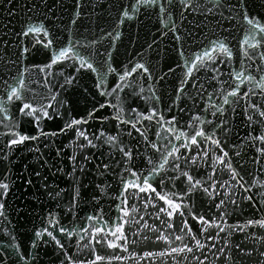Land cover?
<instances>
[{
    "label": "snow or ice",
    "instance_id": "snow-or-ice-1",
    "mask_svg": "<svg viewBox=\"0 0 264 264\" xmlns=\"http://www.w3.org/2000/svg\"><path fill=\"white\" fill-rule=\"evenodd\" d=\"M87 5L88 0H72L62 44L53 34L59 25L44 21H26L18 32L9 29L0 37V223H10L7 202L18 190L35 197L31 189L42 181L43 195L56 198L65 191L52 188L48 173L40 168L64 171V146L54 149L59 157L55 163L44 148L71 133L73 191L66 211L75 217L82 204L80 181L88 174L93 179L87 200L95 207L79 229L50 215L49 226L34 233L60 250L62 264H156L165 258L186 264L189 257L194 264H244L246 259L264 264V216L253 214L240 224L227 219L229 207L235 211L244 202L264 211V15L250 14L249 0H110L109 8L116 10L115 18L109 13L111 27L98 26L93 32L82 12ZM7 7L13 15L12 0ZM141 17L157 25L144 52L159 51L154 48L157 35L173 43L175 56L162 74L138 49L135 60L114 61L126 25L143 23ZM234 22L244 27L235 49L227 36L206 34L213 24L222 33L230 32ZM44 52L43 63H28ZM57 66L71 72L64 76ZM83 73L92 77L91 89L82 86L83 92L96 103L85 115L74 116L67 92L80 84ZM32 74L38 78L29 83ZM169 80L172 99L164 104ZM136 99L143 103H130ZM105 108L111 112L103 113ZM53 121L62 122L59 130H46V122ZM18 150L32 153L39 167L30 169L26 163L22 173L14 174ZM248 165L252 170L246 179ZM113 186L115 194L110 193ZM197 193L206 198L201 206L208 205L211 215L197 207ZM105 199L119 201L115 219L105 213ZM4 231L10 239L0 246V264H34L38 253L33 252L30 262L27 251L12 243L16 237ZM234 232L247 236L252 247L231 243ZM57 234L66 241L77 237L76 246L87 255H69ZM141 239L153 247L137 251ZM30 246L38 247L36 242ZM209 255L214 257L211 262Z\"/></svg>",
    "mask_w": 264,
    "mask_h": 264
},
{
    "label": "water",
    "instance_id": "water-1",
    "mask_svg": "<svg viewBox=\"0 0 264 264\" xmlns=\"http://www.w3.org/2000/svg\"><path fill=\"white\" fill-rule=\"evenodd\" d=\"M110 0H88V5L82 9L83 14L85 15V25L91 22V26L93 32L97 30L98 26H102L104 28H110L111 23L108 19L109 13L111 16L115 18L116 10L109 8ZM113 3H117V0H111ZM121 2L126 3L127 0H121ZM40 4V7H35V5ZM34 7L33 11H29L28 7ZM119 5L117 4V7ZM11 11L14 13L13 15H9V9L7 7V0H0V37L3 36L5 31H9V29H15L17 32L20 27L26 22H40L44 21L49 26L59 25V27H53L54 36H59V43H63L66 38V31L64 30V25L67 24L69 17L72 15V0H47V5L41 4V0H12V8ZM47 12V16L45 15ZM249 12L250 14H260L264 15V0H249ZM51 17V19H48ZM59 17V18H58ZM191 19V17H190ZM143 23L133 22L129 25H126L124 39L122 44L117 45L116 51L113 52V57L115 62H123L128 58L132 60L136 59L137 49L139 52L144 53V59L150 60L151 63L155 66L158 73L162 74L167 71V67L170 63H172L173 57L175 56V52L173 50V43L171 41H167L166 38H161L157 35V44L155 47L159 48V51H151L144 52V49L147 47V43L150 42L153 38V35L156 34L155 30L157 25L155 24V20H149L145 17H141ZM197 20L203 21V17H197ZM206 23V21H204ZM187 24V22H185ZM5 25H8V28H5ZM190 27V25H189ZM137 31H139V36H136ZM212 32H215L216 36H220L222 39L227 36L231 45L234 47H238L239 41L242 39L244 35V27L242 26V22H234L231 25L230 32H220L216 30L215 24L210 25L209 29L206 30L207 35H211ZM129 36H131L132 43H129ZM14 39V37H13ZM203 40V37H201ZM14 51V50H13ZM47 58V53H39L34 54L31 60L28 62L29 64L33 63H43ZM58 69L63 70L60 66H57ZM64 71V76H68L71 72V68H68ZM75 75V73H72ZM33 78H38L35 74H32L28 77L29 83ZM64 77L57 76L58 80H63ZM92 85V77L89 73H83L81 76L80 84L75 85L74 87H69L67 95L71 97V100L74 104V111L72 115H85L87 111L91 110L93 104L96 103V99H93V96L88 92H83L82 86H86L91 89ZM165 89H161L164 91ZM172 91H173V81L169 80L166 85L167 94L163 97L164 104H168L172 99ZM211 91V89H210ZM83 92V94H81ZM97 99L103 100V97H98ZM130 103L142 104L143 102L139 99L134 101H130ZM183 103V101H181ZM110 109H103V113H110ZM97 116H101V112L96 113ZM62 124L61 121H53L46 122V130H59V126ZM96 125H89V127H95ZM109 129H111V122L107 125ZM28 131H32L31 128L27 129ZM56 142L52 145L51 148H44V151L48 154V158L55 163L59 157L55 156L54 149L60 145H63L66 151L63 154V161L60 163V167L64 169L63 172L54 174L56 172L55 169H45L43 167L40 168L42 173H48V181L47 183L54 188L56 191H60L61 189H65L61 193L60 197L51 198L48 195H43V189L39 187L42 181H37V187H33L31 189L32 193H35V197L30 195L27 192L17 191L14 196H11L10 200L7 202L8 207V223L7 221L0 223V246H7L9 244V237L5 234L4 229L7 228L9 232L12 233L16 237V240L12 243L19 244L21 246V250H26L28 253V260L31 262L33 252L38 253L34 264H62L63 257L60 253L59 249L54 248L52 243H45L38 240L34 233L36 231H40L46 227H48V217L51 215L53 219L59 218L62 225L71 227L73 224L76 225V228L79 229L80 223L84 221L86 215L91 214L94 209V205L89 203L87 200V196H90L91 189L88 187V182L92 181V174H88L84 176L80 183L81 187V199L82 204L77 208V212L75 217L69 214L66 211L68 200L71 199V193L73 191L72 188V179L71 177V163L69 156L73 152V148L70 147L72 144V136L71 133H67L63 136H58L55 138ZM43 147V145L41 146ZM17 162L13 165L14 174H20L23 172L24 164H28L29 168L39 167L33 159V154L27 151L20 152L18 150V154L15 157ZM249 169V177H251L252 166H247ZM264 179V176L261 177ZM35 179V177H33ZM118 189L116 186H113L110 189L111 194H115ZM38 197V199H37ZM220 197L218 196L217 199ZM233 198L240 200V196L235 194ZM196 201L197 207H199L201 212L208 211V214L211 215L212 211L208 205H203V200L206 198H200V194L197 193L196 197H194ZM259 199V197H258ZM119 201L116 200H101V205L104 207L105 213H108L113 219H115V210L116 205ZM131 203V201H130ZM111 207V212L109 211ZM253 214L257 216H264V211H256L254 208L249 207L247 202L241 204L239 209L235 211L229 207V224H240L243 223L245 219L252 218ZM145 220L148 223H152L153 221L145 216ZM193 223L192 221H189ZM127 230V228H126ZM249 231H255L250 229ZM131 235V233H129ZM151 235V233H148ZM58 235V238L61 239L62 242L66 243V248L69 255H73L77 258H83V255H87L86 252H83L82 248H78L76 246L77 237H73L71 241H66L64 237ZM224 235L223 233L221 234ZM47 237L44 238L47 241ZM36 242L38 247L37 249H32L31 244ZM87 243V240L84 241ZM223 243V241H221ZM231 243L239 244L242 247L251 248L252 242L248 239L247 236L240 232H234L231 236ZM136 250L147 249L153 247L150 244H146L142 239L135 246ZM107 251V250H105ZM9 253L12 258L15 259V252L11 247H9ZM214 259L211 255H209V261L211 262ZM115 264V262H114ZM128 264H132L131 261ZM156 264H171V261L165 258L164 260H156ZM186 264H194L191 257H189ZM244 264H249V261L246 259Z\"/></svg>",
    "mask_w": 264,
    "mask_h": 264
}]
</instances>
